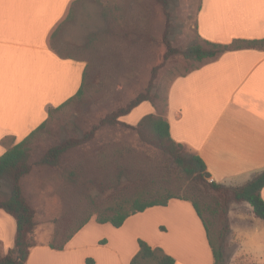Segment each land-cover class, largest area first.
Instances as JSON below:
<instances>
[{"label":"crops","instance_id":"obj_1","mask_svg":"<svg viewBox=\"0 0 264 264\" xmlns=\"http://www.w3.org/2000/svg\"><path fill=\"white\" fill-rule=\"evenodd\" d=\"M73 1L0 0V157L83 86L84 65L52 47ZM197 29L214 43L262 40L264 0H202ZM164 118L173 139L205 161L214 182L244 186L264 171V49L229 51L177 78ZM250 211L245 225L231 228L228 264H264V225ZM100 225L87 224L63 250L36 245L26 264H131L139 240L162 248L175 264H214L204 223L188 201L150 208L119 229ZM16 234V219L0 209V255L14 247Z\"/></svg>","mask_w":264,"mask_h":264},{"label":"rangeland","instance_id":"obj_2","mask_svg":"<svg viewBox=\"0 0 264 264\" xmlns=\"http://www.w3.org/2000/svg\"><path fill=\"white\" fill-rule=\"evenodd\" d=\"M201 6L202 0H74L69 6L52 47L84 65V91L53 111L27 144L31 170L21 187L36 212L34 243L60 245L90 215V225L101 226L97 215L116 201L165 193L197 201L222 249L233 238L232 226L251 218L235 187L214 188L211 177L188 175L148 130H135L140 117H164L173 82L204 63L183 55L192 46L206 48L197 29ZM139 96L150 100L101 125ZM67 144L56 164L41 163L49 150ZM183 153L194 154L185 145ZM10 195L0 180V203Z\"/></svg>","mask_w":264,"mask_h":264},{"label":"trees","instance_id":"obj_3","mask_svg":"<svg viewBox=\"0 0 264 264\" xmlns=\"http://www.w3.org/2000/svg\"><path fill=\"white\" fill-rule=\"evenodd\" d=\"M70 15L68 16V18ZM67 18V19H68ZM59 29V28H58ZM58 29L53 33L55 36ZM206 48L201 46H192L186 50L183 55L189 59L199 63L205 61H214L221 55L229 51H237L243 49H264V39L262 40H246L235 39L228 44L214 43L204 40ZM172 52H176L171 50ZM84 91V83L79 92L71 98L67 103L63 104L55 110H59L76 97L82 96ZM147 96H139L133 101L125 110L118 114L110 115L103 119L101 125L112 124L123 116H127L133 112L134 109L149 101ZM55 110H51L52 112ZM48 121V120H47ZM45 121L36 131L29 135L23 142L16 145L14 148L8 150L2 157H0V180H4L10 187V197L0 203V209H3L8 214L13 216L17 221V234L15 245L10 252L2 256L0 255V264H26L32 249L37 245L33 238L38 227L36 220V212L28 203L22 191V180L30 173V166L28 164L29 154L27 149L28 142L34 138L47 124ZM135 130L139 132L149 131L166 153L170 154L175 162L183 168L188 175L196 177L210 178V173L207 170L205 161L197 154H184V145L175 141L171 133V125L167 119L155 114H148L142 118ZM69 145H61L52 148L42 158V164H56L61 153L68 149ZM216 182L211 183V186L218 188ZM264 189V171L255 175L252 180L244 186L235 187L233 189L234 196L237 201L249 204L255 216L264 220V198L262 191ZM172 200H183L192 203L198 216L204 223L207 231V236L213 251L214 264H228L225 250L220 247L217 238L212 233L209 224L203 216L202 209L199 203L188 197L179 196L173 193H165L150 200H143L140 197L123 199L114 202L112 205L104 209L103 212L97 215V222L105 225L110 224L114 228H121L126 221L139 213L153 207H166ZM92 220L90 215L85 220L79 222L67 235L65 240L60 245L50 244L54 249L63 250L71 239L79 233ZM87 264H95V260L88 259ZM131 264H175V259L168 255L162 248H154L144 240H139V251L133 258Z\"/></svg>","mask_w":264,"mask_h":264}]
</instances>
